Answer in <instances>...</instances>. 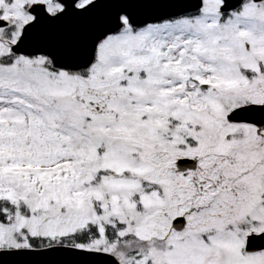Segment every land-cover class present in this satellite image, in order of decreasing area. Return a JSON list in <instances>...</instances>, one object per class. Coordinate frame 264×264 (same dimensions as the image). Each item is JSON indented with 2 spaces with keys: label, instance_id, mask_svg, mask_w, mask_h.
Returning <instances> with one entry per match:
<instances>
[{
  "label": "snow or ice",
  "instance_id": "1",
  "mask_svg": "<svg viewBox=\"0 0 264 264\" xmlns=\"http://www.w3.org/2000/svg\"><path fill=\"white\" fill-rule=\"evenodd\" d=\"M0 264H264V0H0Z\"/></svg>",
  "mask_w": 264,
  "mask_h": 264
}]
</instances>
